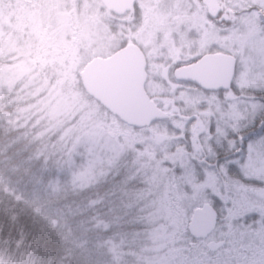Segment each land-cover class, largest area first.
I'll use <instances>...</instances> for the list:
<instances>
[{
  "label": "rangeland",
  "instance_id": "obj_1",
  "mask_svg": "<svg viewBox=\"0 0 264 264\" xmlns=\"http://www.w3.org/2000/svg\"><path fill=\"white\" fill-rule=\"evenodd\" d=\"M93 1L32 0L30 6L23 0L18 5L14 3L15 6L4 5V0L0 1V94L10 90L12 93L7 97L20 104L5 121L12 128L21 127L20 135L28 133L32 126L38 127L30 141L35 142L38 150L54 155L59 164H63L66 158L71 188L81 189L100 181L126 155L134 162L140 153L145 154L130 172L127 169L123 180L135 178L142 184L143 190L132 194L135 198H141L136 205L140 213L135 221L140 227L130 233L132 239L127 238L130 241L124 245L122 242L117 245L110 239L105 240L106 248L102 249L103 253L98 251L95 260L99 262L106 252L104 257L109 264H211L208 263L204 243L222 238L223 225L216 222L206 238L195 239L188 235L186 223L191 208L206 201L207 193H215L216 179L211 173L212 169L196 167L203 166L199 162L202 154L192 153L195 147L193 137L187 135L185 138L182 134L183 129H187L186 124L178 117H170L166 121H155L149 128L132 131L115 118L100 115L94 100L84 98L82 88L74 87L80 65L91 56L108 54L110 47H114V37L107 34L106 27L99 22L96 12L98 5ZM229 5L232 6V2ZM244 16L239 15L240 23L235 24L236 30L239 27L242 30L241 48L257 49L260 53L254 51L251 56L247 54L241 57L242 66H250L251 72L242 73L240 86L260 89L264 88V35L259 27H254L255 21L251 15L247 18ZM59 52L61 55L70 53L64 67L59 66L62 59L55 57L57 54L54 53ZM75 69L77 71L73 77L71 72ZM152 91L169 97L167 100L173 98L175 112L179 115L197 114L202 127L198 131L197 142L204 149L203 142L208 140L209 133L204 131L207 122L200 106L202 96L198 93L194 95L187 89L176 88L175 94L169 93L166 88H154ZM8 104L2 101V105ZM258 105L251 110H260ZM225 137V132L221 131L209 143L218 147L224 144ZM44 142L47 146H43ZM244 144L247 147L243 150L240 172L249 174L251 179L257 176L258 183H253L254 192L263 198L254 203L260 207L264 204V169L259 164L263 162L261 165L264 166V156L261 154L259 157L258 154L264 149V130ZM186 146H190L191 156L182 153L179 164L172 163L170 166L171 147L181 151L186 150ZM49 147L54 149L50 150ZM250 149L258 156L259 164L258 168H254L255 173L249 171L247 174L245 167L253 162V157L248 160ZM209 153L212 154L211 149ZM157 157L160 160L156 161ZM66 168L62 170L66 171ZM117 169L113 171L114 175ZM259 213L264 215V212ZM260 222L262 224L258 222L260 225L254 226L245 224L238 232V241L243 250L258 256L256 262L246 260L239 264H264V254L256 251L259 248H253L255 242L260 245V238L264 242V223ZM233 241L232 237L226 239V248L218 252L219 257L228 255Z\"/></svg>",
  "mask_w": 264,
  "mask_h": 264
},
{
  "label": "flooded vegetation",
  "instance_id": "obj_2",
  "mask_svg": "<svg viewBox=\"0 0 264 264\" xmlns=\"http://www.w3.org/2000/svg\"><path fill=\"white\" fill-rule=\"evenodd\" d=\"M31 1L23 0V3L26 2L27 6H30ZM18 2L20 0H15L17 5ZM230 2L232 6L229 5ZM93 3L98 5L96 12L99 14V22L106 27V33L114 37V47H110L111 50L104 56L91 57H106L122 46L133 44L142 56L143 92L149 101L165 114L164 118L155 119L139 128L124 124L132 131H138L149 128L155 121L178 117L187 126L182 134L185 138L187 135L193 137L195 147L192 153L202 154V160L199 162L203 166L196 167L212 169L211 173L215 175L214 196L207 193L209 199L197 206L203 205L210 209L215 215V221L202 236H189L195 239L206 238L216 222H221L224 229L222 238L204 243L208 259L216 264H239L243 260L256 262L258 256L251 255V251H244L239 244L238 232L245 224L254 226L262 224L260 221L264 223L263 217L258 220L264 216L259 213L264 212V204L260 207L255 205L257 200L263 198L254 192L253 183H258L257 176L251 179L248 174L249 171L255 173L254 168H258L259 164L257 157L261 154L264 156V149L258 151V156L249 150L248 160L253 157V162L245 167L246 171L242 169L248 175H243L240 169L243 150L247 147L244 143L264 130V88L252 90L240 86L239 78L242 73L251 72L250 66H242L241 57H246L247 54L251 56L257 49L241 48L242 30L239 27L237 30L240 31H237L235 24L240 23L239 15L245 14L246 18L251 15L254 19H250L255 21L254 27H259L260 33L264 35V0H106L108 7L100 0H94ZM204 56L206 58L203 60L207 61H204V65L196 67L201 71L202 83L198 81L196 74H192L191 78H182L176 72L184 66H194ZM77 81L79 83V80ZM154 88H166L172 94H175L176 88L187 89L194 95L198 93L202 96L200 106L203 107L201 109L207 122L204 131L209 133L208 140L203 142L204 149L201 143L197 142L198 131L202 129L197 114L179 115L175 112L176 103L173 98L167 100L169 97L153 92ZM255 105H258L260 110H251ZM168 110L172 112L168 113ZM118 123L123 124L119 120ZM221 131L226 134L224 144H219L218 147L211 145L209 141ZM185 148L186 150L180 151L171 147L170 166L172 163L179 164L180 154H190V146ZM210 149L212 154L209 153ZM261 164L260 168L264 169ZM228 237L234 238L231 250L227 252L228 255L219 257L218 252L226 248ZM260 240L262 239L258 240L260 245L255 242L253 248H259L256 251L264 254V242Z\"/></svg>",
  "mask_w": 264,
  "mask_h": 264
},
{
  "label": "trees",
  "instance_id": "obj_3",
  "mask_svg": "<svg viewBox=\"0 0 264 264\" xmlns=\"http://www.w3.org/2000/svg\"><path fill=\"white\" fill-rule=\"evenodd\" d=\"M61 52L54 54L62 59L59 66L64 67L70 53ZM76 71L70 70L72 76ZM74 87L81 90L78 81ZM9 93L0 94V264H109L106 252L99 262L95 260L98 251L105 250V240L124 245L132 239L130 233L140 227L135 221L141 198L132 194L143 190L142 184L135 178L123 180L127 169L130 172L145 154L140 153L134 162L126 155L116 162L115 175L111 170L90 186L71 188L66 158L59 164L54 155L38 150L30 141L38 127L20 135L21 127L12 128L5 121L20 106L7 97ZM2 101L9 104L2 105ZM94 105L100 115L109 117L104 108Z\"/></svg>",
  "mask_w": 264,
  "mask_h": 264
},
{
  "label": "water",
  "instance_id": "obj_4",
  "mask_svg": "<svg viewBox=\"0 0 264 264\" xmlns=\"http://www.w3.org/2000/svg\"><path fill=\"white\" fill-rule=\"evenodd\" d=\"M100 1L108 7L106 0ZM203 58L206 57H201L194 66H184L176 72L182 78H191L192 74H196L198 81L202 83L201 71L196 67L204 65L207 60ZM142 69V56L137 48L133 44L122 46L106 57H91L84 62L77 73L78 84L84 94L94 99L106 113L116 117L123 124L139 128L165 117L143 92ZM188 217L187 232L194 237L202 236L215 221L213 212L203 205L192 209Z\"/></svg>",
  "mask_w": 264,
  "mask_h": 264
}]
</instances>
